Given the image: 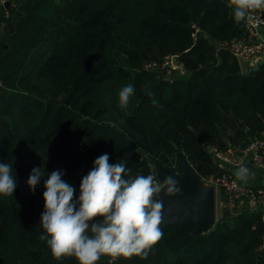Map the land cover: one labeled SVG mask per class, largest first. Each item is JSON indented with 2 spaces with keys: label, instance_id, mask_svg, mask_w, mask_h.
Masks as SVG:
<instances>
[{
  "label": "trees",
  "instance_id": "16d2710c",
  "mask_svg": "<svg viewBox=\"0 0 264 264\" xmlns=\"http://www.w3.org/2000/svg\"><path fill=\"white\" fill-rule=\"evenodd\" d=\"M14 2L0 31V163L12 165L18 184L13 196L0 194V264H78L54 259L40 238L44 180L54 170L75 198L104 153L132 176L154 173L152 162L182 174L181 155L207 181L226 171L214 148L240 151L264 138V62L224 80L190 76L216 65L220 46L248 41L230 0ZM169 54L185 74L146 66ZM128 84L135 94L121 109ZM39 166L32 192L27 179ZM250 204L235 203L208 231L196 232L194 220L167 226L145 259L97 264H264V211Z\"/></svg>",
  "mask_w": 264,
  "mask_h": 264
},
{
  "label": "clouds",
  "instance_id": "9594fccd",
  "mask_svg": "<svg viewBox=\"0 0 264 264\" xmlns=\"http://www.w3.org/2000/svg\"><path fill=\"white\" fill-rule=\"evenodd\" d=\"M229 7L239 24L251 13L264 11V0H230ZM134 94V85L123 86L118 92V106L127 109ZM152 103L158 105L156 100ZM109 161L108 153L94 160L92 169L81 179L78 198L76 189L63 179V171L47 174L40 238L47 242L54 259L74 257L78 264H97L105 256L145 259L162 239L163 201L159 197L161 192L165 196L179 194V182L171 175L162 182L155 173L132 176L123 160ZM12 172V165L0 163V194L4 196H13L17 188ZM43 176L40 166L32 168L27 179L32 192ZM234 176L247 184L250 169L239 166Z\"/></svg>",
  "mask_w": 264,
  "mask_h": 264
},
{
  "label": "water",
  "instance_id": "95a60500",
  "mask_svg": "<svg viewBox=\"0 0 264 264\" xmlns=\"http://www.w3.org/2000/svg\"><path fill=\"white\" fill-rule=\"evenodd\" d=\"M10 5V0L4 3L5 8H9ZM217 55L221 59L216 65L203 66L192 71V76L224 80L227 77L243 74L240 59L230 49L223 47ZM200 139L204 140V137L200 136ZM180 161L182 174L175 173L158 162L151 163L160 182L165 176L171 175L179 182L178 186L181 188L180 193L175 196H165L161 192L159 199L163 201V222L160 227L163 230L171 224L194 220L197 222L196 232L208 231L219 218L217 216L216 186L203 180L189 161L181 155ZM230 212V201L227 199L223 205V215H229Z\"/></svg>",
  "mask_w": 264,
  "mask_h": 264
},
{
  "label": "built area",
  "instance_id": "2783aa9c",
  "mask_svg": "<svg viewBox=\"0 0 264 264\" xmlns=\"http://www.w3.org/2000/svg\"><path fill=\"white\" fill-rule=\"evenodd\" d=\"M6 1L7 0H0V3L4 4ZM10 1L11 4L15 3V0ZM4 16H9L7 9L5 10ZM245 22L249 36L248 41L237 40L231 43V45L226 46L240 59V61L247 60L264 49V39H255L259 28L264 25V12L257 10L251 13L250 17ZM146 66L152 68L160 67L161 69L166 70L169 76L173 73L174 69L180 70L181 72L183 70L182 67H179L176 57L170 54L165 56L162 62L154 61L147 63ZM212 151L219 161L228 162L231 165H235L237 168L242 165L248 167L242 158H236L234 155L216 148ZM240 152L243 156L252 158L253 162L258 166L264 167V138H256L252 140L245 148L241 149ZM206 182L215 185L216 189L217 187L222 188L228 199L233 203H242L246 199H252L253 197L262 205V211H264V186L253 187L243 184L236 180L234 173L229 170L207 179ZM260 248L264 249V237L263 245H261Z\"/></svg>",
  "mask_w": 264,
  "mask_h": 264
},
{
  "label": "crops",
  "instance_id": "0c3cea01",
  "mask_svg": "<svg viewBox=\"0 0 264 264\" xmlns=\"http://www.w3.org/2000/svg\"><path fill=\"white\" fill-rule=\"evenodd\" d=\"M5 9H6L5 6L0 3V31L4 27L3 17H4ZM261 38L264 39V25H262L259 28L258 34L255 37V39H261ZM223 47H226V46H220L218 48V51ZM220 59L221 58L219 56L218 61ZM263 62H264V49L261 50L259 53L251 56L249 59L241 61V65H242V68L244 71L245 70L251 71L252 69H255L256 67H258ZM244 71H243V73H244ZM181 73L185 74L186 70L183 69ZM190 76H192V72H190ZM227 153L234 155L236 158H242L245 161V163L247 164V166L249 167L251 177H250L247 185L253 186V187L264 186V167L258 166L256 163L253 162L252 158L243 156V154L240 151H236V150L231 148L227 151ZM219 162L221 163L222 167L225 168V170H229L233 173L237 170V167L235 165H231L230 163L225 162V161H219ZM227 198L228 197L224 193V190L222 188H220L219 193H217V216H218V212L223 211V205H224V202L227 200ZM248 201L251 203L250 204L251 206H253V205L256 206V204L258 203L256 201V199L253 197H252V199L249 198ZM235 203L241 205L243 202L242 203L235 202ZM235 203L230 201V209L233 206H235ZM255 206H253V207H255Z\"/></svg>",
  "mask_w": 264,
  "mask_h": 264
},
{
  "label": "rangeland",
  "instance_id": "374dc122",
  "mask_svg": "<svg viewBox=\"0 0 264 264\" xmlns=\"http://www.w3.org/2000/svg\"><path fill=\"white\" fill-rule=\"evenodd\" d=\"M3 5H4V4H3ZM6 9H8V8H6ZM6 9H5V10H6ZM4 13H5V12H4ZM243 71H244V70H243ZM219 191H220V188L217 187V193H219ZM222 216H224V215H223V211H222V212H218V217L220 218V217H222Z\"/></svg>",
  "mask_w": 264,
  "mask_h": 264
}]
</instances>
